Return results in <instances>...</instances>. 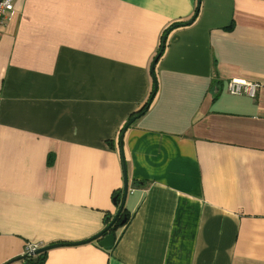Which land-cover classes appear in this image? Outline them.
I'll return each instance as SVG.
<instances>
[{
  "label": "crops",
  "instance_id": "obj_1",
  "mask_svg": "<svg viewBox=\"0 0 264 264\" xmlns=\"http://www.w3.org/2000/svg\"><path fill=\"white\" fill-rule=\"evenodd\" d=\"M17 0L0 31V264H264V0ZM260 85L228 94L229 80ZM112 143L113 148L107 145ZM79 243V244H75Z\"/></svg>",
  "mask_w": 264,
  "mask_h": 264
},
{
  "label": "trees",
  "instance_id": "obj_2",
  "mask_svg": "<svg viewBox=\"0 0 264 264\" xmlns=\"http://www.w3.org/2000/svg\"><path fill=\"white\" fill-rule=\"evenodd\" d=\"M200 2H201V0H197V6H196V8H195V11H194V21H195V19H196V17L198 16V14H199V7H200ZM184 27V26H188L186 23H174L173 25H171L170 27H168L165 31H163V35H162V37H161V39H163V37L164 36H168L167 34H169L170 33V31H172L173 29H175L176 30V28H179V27ZM164 44H165V42H164ZM163 44V42L161 41V44H159L160 46H159V48H158V50H157V53H156V55L161 51V48H162V45H163V51H162V53H161V56H162V54H163V52H164V48H165V45ZM156 55H155V57H156ZM160 56V57H161ZM160 57H158L159 59H160ZM154 58V57H153ZM156 67V66H155ZM154 70H155V68H154ZM153 70V71H154ZM154 78H155V81L157 82V79H156V76H155V71H154ZM156 82H155V84H156ZM156 92H157V84H156V90L154 91V85L152 84V90H151V92H150V94H149V98H148V100H151V102L153 101V99H154V95H156ZM148 100L146 101V103L141 107V109H138V111L137 112H135V113H133V114H131V116H130V118L131 117H134V116H137V117H140V116H142L143 114H145L146 112H147V109L149 108V106H150V104H151V102H150V104H148ZM129 118V119H130ZM121 131H122V129H121ZM120 131V132H121ZM120 135V134H119ZM117 143H118V141H117ZM107 145H109V147L110 148H113V146H112V143L110 142V141H108L107 142ZM122 199H123V189L122 190H118L117 192H114L112 195H111V200L113 201V205L115 206V208H116V212L119 210V208H120V205H121V203H122ZM127 212V210H126V208H125V205L122 207V209H121V211H120V214H119V217L117 218V220L113 223V225H111V227H110V229L106 232V233H104L103 235H105V234H107V233H113V234H115L116 232H117V230H119V229H122L123 227H125L126 226V224H128V222H129V219H130V217H129V214L128 213H126ZM115 213V212H114ZM116 214V213H115ZM115 214L114 215H110V214H106L105 215V218H104V227H103V230L105 229V228H107V225H109V223L112 221V219L114 218V216H115ZM122 221H124V223L123 224H121L120 225V223L122 222ZM120 225V226H119ZM46 252H43V253H40V254H36V255H28L27 253L26 254H24V255H26L23 259H22V261L24 262V264H44V262H45V259H46V254H45Z\"/></svg>",
  "mask_w": 264,
  "mask_h": 264
},
{
  "label": "water",
  "instance_id": "obj_3",
  "mask_svg": "<svg viewBox=\"0 0 264 264\" xmlns=\"http://www.w3.org/2000/svg\"><path fill=\"white\" fill-rule=\"evenodd\" d=\"M193 21H194V16L191 17V19L186 24L190 25V24L193 23ZM165 40H166V36H164L163 39H162L163 44H164ZM162 51H163V45H162L161 51L156 55V57H154V59H153V61L151 63V66H150V70H149L150 71L149 73H150L151 78H152V84L154 85V91L156 90V84H155L156 81H155V78H154V71L153 70L155 68V65H156L158 59H159L158 57L161 56ZM150 102H151V100H148V104H150ZM137 118H138L137 116H134V117H131L127 122H125L126 124L123 126L120 135H118L119 136V140H118L119 149H120V153H121V157H122L121 162H122V167H123V173H122L123 174V186H122L123 187V199H122V203L120 205V208H119V210L117 212H115L116 214H115L114 218L112 219V221L109 223V225H107V228H105L100 233L95 235V237H92L91 239H88V241H86V242H90V241H95V240L99 239L98 245L101 248L109 249L110 247H112L114 245V242H115V239H114L115 235L113 233H107L105 235H103V234L106 233L110 229L111 225H113V223L117 220V218L119 217L120 211H121L122 207L125 204V199H126V196H127V193H128V187H127L128 183H127V174H126L125 162H123L124 161L123 151H122L123 150L122 149L123 135H124L125 131L128 129V127L132 124V122H134ZM123 223H124V221H122L120 223V225L123 224ZM75 244H79V243H75ZM61 245H64V244H54V245H48V246H45V247H40V248L34 250L32 253L29 252L27 254L28 255H30V254L31 255L32 254L33 255L40 254V253H43V252H47L48 250H50L52 248L59 247ZM25 256L26 255L22 256L20 259H23Z\"/></svg>",
  "mask_w": 264,
  "mask_h": 264
},
{
  "label": "built area",
  "instance_id": "obj_4",
  "mask_svg": "<svg viewBox=\"0 0 264 264\" xmlns=\"http://www.w3.org/2000/svg\"><path fill=\"white\" fill-rule=\"evenodd\" d=\"M17 0H0V31L10 20L12 19L14 13V5ZM260 88L257 83H250L241 80H229L227 85L228 94L236 96H246L249 98H254L256 96V91ZM38 246H29L28 253L33 252L38 249Z\"/></svg>",
  "mask_w": 264,
  "mask_h": 264
},
{
  "label": "rangeland",
  "instance_id": "obj_5",
  "mask_svg": "<svg viewBox=\"0 0 264 264\" xmlns=\"http://www.w3.org/2000/svg\"><path fill=\"white\" fill-rule=\"evenodd\" d=\"M119 149V148H118Z\"/></svg>",
  "mask_w": 264,
  "mask_h": 264
}]
</instances>
